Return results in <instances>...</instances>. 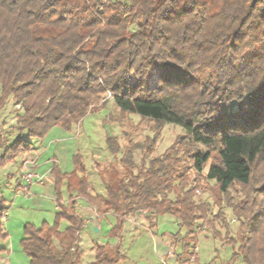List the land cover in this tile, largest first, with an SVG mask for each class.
<instances>
[{"label":"trees","instance_id":"obj_1","mask_svg":"<svg viewBox=\"0 0 264 264\" xmlns=\"http://www.w3.org/2000/svg\"><path fill=\"white\" fill-rule=\"evenodd\" d=\"M108 93L121 112L179 126L191 142L216 151L206 178L221 194L248 185L264 162V0H0V111L9 99L19 106L17 136L1 143L3 162L52 127L69 131ZM106 148L120 153L114 137H106ZM209 158L208 150L192 154L197 173ZM157 162L127 181L109 179L103 195L91 196L82 156H74L72 172H55L54 223L23 227L29 264H84L83 220L61 202L63 186L68 199L82 196L116 218L112 236L139 210L154 222L171 215L193 233L210 203H195L173 165ZM122 163L133 167L131 150ZM229 207L239 239L228 264H264V199ZM93 249L89 264L121 260L118 249Z\"/></svg>","mask_w":264,"mask_h":264},{"label":"rangeland","instance_id":"obj_2","mask_svg":"<svg viewBox=\"0 0 264 264\" xmlns=\"http://www.w3.org/2000/svg\"><path fill=\"white\" fill-rule=\"evenodd\" d=\"M154 77L155 74L152 72L151 83ZM105 99V102L101 100L94 104L92 107L94 111L84 117L81 126H74V130L81 129L84 135L88 138L90 136L92 144L95 145L88 148L90 143L86 142L87 153L84 162L89 172V177L86 178L89 185L88 193L91 196L103 195L105 182L109 179L125 178L127 181L130 175H137L140 170H146L152 161L156 166L157 161H164L165 165L168 162L173 165L175 176L182 180V185H186L184 191H190L192 200L195 203H210L211 209L209 215L199 221L193 233H186L184 229H180L171 215H162L154 222L149 211L139 210L126 218L122 227V237H117L111 235V229L116 224V218L112 214L98 213L95 205L82 196H73L71 198H75L73 201L68 199L67 192L63 189L61 191L63 200L66 197L63 205L69 211L73 209L83 220L88 214L81 208H86L89 204L99 214L96 221L84 227L80 234L79 250L82 251V263L89 264L92 261L93 246L98 243L111 250L115 249L112 245L118 244L120 250L127 254L125 263L130 264L231 263L233 253L238 247L239 221L229 206L243 204L254 198L264 199V162L254 167L248 185L234 183L228 193L223 195L216 182L206 178L210 165L218 161L216 151L191 142L179 126L121 112L109 94H106ZM16 111L12 110L6 118L8 121L6 129L0 125V135L13 133L17 135L14 130ZM107 136L114 137L119 145L120 153L115 156L106 148ZM27 141L30 142L31 139ZM129 150L132 153L133 167L126 170L122 161ZM201 150L210 151V158L204 165L202 173H197L193 168L192 154ZM72 202L75 203L74 207ZM33 213L29 211L26 218L36 227H40L44 222L52 225L55 221L53 206L42 214ZM97 224L100 231L96 233L93 225ZM151 225L153 227L148 228ZM67 226L66 220L59 221L60 230ZM170 253L173 256H170ZM122 258L123 256L120 261ZM18 264H29V259L22 257ZM233 264L244 263L237 258Z\"/></svg>","mask_w":264,"mask_h":264},{"label":"crops","instance_id":"obj_3","mask_svg":"<svg viewBox=\"0 0 264 264\" xmlns=\"http://www.w3.org/2000/svg\"><path fill=\"white\" fill-rule=\"evenodd\" d=\"M12 110H18V108L9 99L0 111V125L3 129L8 126L6 118ZM82 122L76 126H81ZM74 126L69 131L58 126L52 127L42 139H31L32 146L30 150L22 152L6 162L2 161L5 148L1 143L5 140L10 143L17 135L13 133L0 138V264H18L22 257H27L20 245L24 225L33 223L27 220V213L32 211L36 215L42 214L53 206L56 214L59 209L57 206L55 172H72L75 168L74 156L80 154L83 162L86 159V142L91 145H88V148L95 147L90 136L88 138L84 135L81 129L74 130ZM26 159H35L36 162L32 169L41 175L44 181L42 185H32L30 187L31 197H25L21 193L24 184L22 162ZM83 164L86 168V176L89 177L85 162ZM63 189H65V186L61 188V190ZM66 196L68 195L66 194ZM63 199L61 197L62 203L65 202L66 197L65 200ZM81 209L83 211V208ZM105 215H110V213ZM93 226L96 233L100 231L98 224ZM122 232L123 230L119 232L117 237H122ZM112 246H115V249H118L121 256H123V260L117 264H130L128 261V263H125L126 252L120 250L118 244Z\"/></svg>","mask_w":264,"mask_h":264},{"label":"built area","instance_id":"obj_4","mask_svg":"<svg viewBox=\"0 0 264 264\" xmlns=\"http://www.w3.org/2000/svg\"><path fill=\"white\" fill-rule=\"evenodd\" d=\"M109 94V93H108ZM110 96V94H109ZM19 108V106H17ZM35 159H26L22 162V167H23V186L21 188V193L25 197H31V192H30V187L32 185H42L44 183L43 177L33 171L32 167L35 164ZM82 210V209H81ZM84 213L88 214V217L83 219V226L87 227L88 224L93 223L96 221V219L99 217V214L96 213L95 210H93L90 205L86 208H83ZM92 218V219H91ZM170 256H173L172 253H170Z\"/></svg>","mask_w":264,"mask_h":264}]
</instances>
